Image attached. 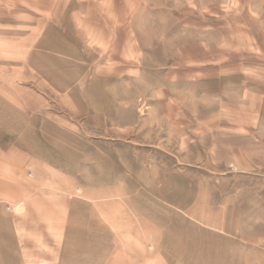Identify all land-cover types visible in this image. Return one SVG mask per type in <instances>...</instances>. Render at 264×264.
<instances>
[{
    "label": "rangeland",
    "instance_id": "1",
    "mask_svg": "<svg viewBox=\"0 0 264 264\" xmlns=\"http://www.w3.org/2000/svg\"><path fill=\"white\" fill-rule=\"evenodd\" d=\"M0 148L155 224L0 264H264V0H0Z\"/></svg>",
    "mask_w": 264,
    "mask_h": 264
},
{
    "label": "crops",
    "instance_id": "2",
    "mask_svg": "<svg viewBox=\"0 0 264 264\" xmlns=\"http://www.w3.org/2000/svg\"><path fill=\"white\" fill-rule=\"evenodd\" d=\"M74 187L70 180L29 175L0 148V243H108L109 234L121 249L123 243H150L155 224L133 208L127 192L85 185L73 193ZM67 192L69 204L60 209L53 201L65 199ZM45 229L50 235L43 234Z\"/></svg>",
    "mask_w": 264,
    "mask_h": 264
}]
</instances>
